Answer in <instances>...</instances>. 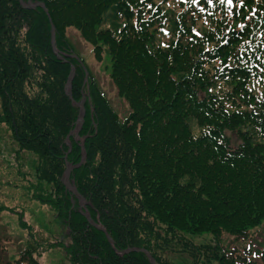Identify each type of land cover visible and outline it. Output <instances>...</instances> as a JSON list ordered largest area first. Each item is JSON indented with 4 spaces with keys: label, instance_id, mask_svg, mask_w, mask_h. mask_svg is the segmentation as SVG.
Instances as JSON below:
<instances>
[{
    "label": "trees",
    "instance_id": "1",
    "mask_svg": "<svg viewBox=\"0 0 264 264\" xmlns=\"http://www.w3.org/2000/svg\"><path fill=\"white\" fill-rule=\"evenodd\" d=\"M31 1L45 4L61 53L79 58L73 27L96 59L108 54L130 109L120 120L80 58L56 57L41 7L0 0V122L16 151L36 156L30 197L56 212L67 231L56 245L70 264H151L143 252L117 253L130 247L155 264L183 259L173 254L187 264H264V247L247 256L221 243L264 222V0ZM71 65L72 94L87 98L70 138L71 180L113 246L61 182L79 113L64 93ZM203 234L209 243L191 238ZM2 242L0 264H39L40 242L13 261Z\"/></svg>",
    "mask_w": 264,
    "mask_h": 264
},
{
    "label": "rangeland",
    "instance_id": "2",
    "mask_svg": "<svg viewBox=\"0 0 264 264\" xmlns=\"http://www.w3.org/2000/svg\"><path fill=\"white\" fill-rule=\"evenodd\" d=\"M67 36L119 119H124L130 109L128 103L117 94L116 87L109 78L108 54H104L100 60L96 59L91 44L73 27L67 28ZM17 149L18 143L13 137L11 127L5 122H0V203L10 208L0 212V240L6 248L7 258L15 260L21 248L37 241L42 246L36 253L39 264H70L62 250L63 245H56L57 240L64 237V233L67 232L56 212L50 205L30 197L31 189L28 184L34 177L32 173L36 156L32 152L26 150L19 152ZM23 172H31V175L22 176ZM21 219L28 227L21 224ZM191 238L196 243H209L211 236L203 234ZM64 242H67L66 236ZM221 243L233 254L243 255L246 251L247 256L255 255L264 247V222L252 228L247 237L223 234ZM52 244L56 246L50 247ZM171 258L174 261L183 258L176 263L187 264L185 256L173 254Z\"/></svg>",
    "mask_w": 264,
    "mask_h": 264
},
{
    "label": "water",
    "instance_id": "3",
    "mask_svg": "<svg viewBox=\"0 0 264 264\" xmlns=\"http://www.w3.org/2000/svg\"><path fill=\"white\" fill-rule=\"evenodd\" d=\"M18 1H19L20 5L23 8L33 9V8H36V7H41L43 9V11L46 13V15L49 18L50 28H51L50 29V34H51V47H52V50H53L54 54L56 55V57L59 60L66 61L67 60L66 59L67 57L73 56L71 54H63V53H61L57 49V46H56V43H55V27H54V25H53V23L51 21V18L49 17V13H48V10H47L45 4L43 2H41V1H31V0H27V1L18 0ZM84 70H85V82H86L88 76H87V70H86L85 67H84ZM74 73H75V66L74 65H71L70 73H69V75H68V77L66 79L65 85H64V93L70 99V101L72 102V104L79 109V113H78V116H77V118H76V120H75V122L73 124V128L69 131V133L67 134V136L65 138V143L68 146V151L65 153V155L63 157L64 158V161H65V169H64V172H63V174L61 176V181L64 184L65 188L67 190L71 191L78 199L81 200L82 204H84L85 198L81 194H79V192L77 191L74 183H72L70 181V174H71L72 169L75 166L71 162H69L68 159H67L68 153H69V151L71 149V141H70V138L73 137L74 139H76V137H78V133H79V130H80L81 126H82L83 119H84V116H85V113H86V110H85V100H86L85 99V96H82L81 99H80V101H78L76 99V97L72 94V91H71V82H72V79L74 77ZM82 142H84V139L82 140ZM82 149H84V145L83 144H82ZM84 157H85V154L83 155V158ZM78 211L88 220V222L93 227H95L98 230L103 231L104 234H105V236L107 237L109 243L113 246V240L111 239V237L109 236V234L107 233V231L101 225H99V223H97L90 216L89 211L86 208L85 209H81L80 208ZM127 252H143V253H145L148 256L150 263L151 264H155V261H154L153 257L144 248H140V247H130V248H127V249H125L124 251H121V252L120 251H117V253L119 255L122 254V253H127Z\"/></svg>",
    "mask_w": 264,
    "mask_h": 264
},
{
    "label": "flooded vegetation",
    "instance_id": "4",
    "mask_svg": "<svg viewBox=\"0 0 264 264\" xmlns=\"http://www.w3.org/2000/svg\"><path fill=\"white\" fill-rule=\"evenodd\" d=\"M74 205H75V204H74ZM74 205H73V206H74ZM79 205H80V204L78 203V207H79Z\"/></svg>",
    "mask_w": 264,
    "mask_h": 264
},
{
    "label": "snow or ice",
    "instance_id": "5",
    "mask_svg": "<svg viewBox=\"0 0 264 264\" xmlns=\"http://www.w3.org/2000/svg\"><path fill=\"white\" fill-rule=\"evenodd\" d=\"M222 2H223V0H222ZM229 2H230V0H229Z\"/></svg>",
    "mask_w": 264,
    "mask_h": 264
}]
</instances>
